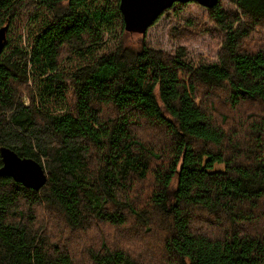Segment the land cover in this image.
I'll return each mask as SVG.
<instances>
[{
    "label": "trees",
    "instance_id": "obj_1",
    "mask_svg": "<svg viewBox=\"0 0 264 264\" xmlns=\"http://www.w3.org/2000/svg\"><path fill=\"white\" fill-rule=\"evenodd\" d=\"M109 2L0 0V150L37 160L48 175L39 191L0 176V264H74L54 238L63 230L50 235L37 222L38 207L83 233L98 223L115 228L135 218L148 227L161 219L170 224L165 264H264V46L242 51L264 21V0H230L241 14L220 1L207 8L226 35L218 62L201 66L186 62L184 50L165 56L144 44L102 52L110 25L123 18L120 3ZM33 19L30 49L22 40ZM122 32L135 34L125 25ZM205 88L223 90L221 107L235 112L199 103ZM143 123L167 132L166 155L137 136ZM150 174L139 212L135 180ZM197 209L224 221L220 237L193 230ZM87 250L90 264H154L104 237Z\"/></svg>",
    "mask_w": 264,
    "mask_h": 264
},
{
    "label": "rangeland",
    "instance_id": "obj_2",
    "mask_svg": "<svg viewBox=\"0 0 264 264\" xmlns=\"http://www.w3.org/2000/svg\"><path fill=\"white\" fill-rule=\"evenodd\" d=\"M103 0H90V5L93 6ZM110 4H119L120 0H109ZM221 7L228 13L241 12L237 9L236 5L232 4L230 0H220ZM33 15L31 12L30 17ZM49 16L47 12L41 14L42 17ZM242 21L247 23L246 18ZM28 21L26 20L25 24ZM38 21L33 19V22L28 24V27L23 32L22 44L28 46L30 49L35 40L36 25ZM124 28L123 18H119L112 22L110 25L111 33L106 35L108 39L107 45L102 49L104 53H112L118 46L119 42L125 46L140 47L144 44L146 47L160 52L165 56H176L185 52L184 60L194 66H201L205 64H212L218 62V58L222 52V46L226 33L222 31L214 21L212 13L207 7L202 6L196 2H190L186 4L176 3L173 7L163 12V14L155 21V23L144 34L135 33L133 35H123ZM111 36V38H110ZM264 46V21L257 22L250 32L247 39L242 42L243 52H255ZM6 51V46L3 53ZM72 64H75L73 62ZM65 66H71L66 63ZM199 97V103L207 105L209 101H213L219 110L222 112H231L227 107H221L222 101L225 102L226 93L223 90L215 89H202ZM209 91H212L209 93ZM211 94L209 98H206V93ZM26 102L27 99H26ZM221 102V103H220ZM219 103V105L217 104ZM248 104V103H247ZM107 114H112L109 108H106ZM215 121L218 125L222 124V119L215 113ZM233 122L227 121V127H231ZM142 126L136 127L135 132L137 136L145 143H149L155 147L157 145V152L159 154L166 155L165 146H170L171 138L167 136V132L153 126L148 123L141 124ZM164 157V156H163ZM158 161L153 162V167L158 165ZM161 163V161H159ZM164 163H168V160L164 158ZM44 168L45 165L43 164ZM154 180L150 174L145 180H135V186L133 187V193L131 198L136 203L138 211L145 208V202L149 196L148 190L153 188ZM138 198L136 202V198ZM55 211H50L45 207L36 208L37 222L42 223L45 221V227L43 230L51 229L60 232L63 230L61 237L54 236L61 246L68 248L71 253L74 264H90L88 258H90L87 248L94 244L98 238H105L111 245L115 247H121L128 253L133 254L137 260L144 262V260H152L154 264H165L167 256L163 251V242L168 237L170 224H164L161 219H155L150 226H145L141 221L135 222L136 219L129 218L128 223L121 227H112L109 225L93 224L87 232L72 231L67 229L68 227L62 224L61 219L54 216ZM194 217H192V228L196 233L207 235L210 237L221 236V226H227L224 221H221L216 216H211L203 210H194ZM256 213V212H255ZM257 215V213H256ZM258 216V215H257ZM41 218V219H40ZM220 220V222H219ZM222 222V223H221ZM248 232L256 233L260 232L259 226L247 225ZM146 228H151L146 231Z\"/></svg>",
    "mask_w": 264,
    "mask_h": 264
},
{
    "label": "water",
    "instance_id": "obj_3",
    "mask_svg": "<svg viewBox=\"0 0 264 264\" xmlns=\"http://www.w3.org/2000/svg\"><path fill=\"white\" fill-rule=\"evenodd\" d=\"M220 0H120L119 8L125 29L131 33L144 34L155 21L176 3L196 2L213 8ZM5 32L0 31V53L4 49ZM3 165L0 176H8L25 187L39 191L48 182L44 166L37 160L21 157L16 151L2 147L0 150Z\"/></svg>",
    "mask_w": 264,
    "mask_h": 264
}]
</instances>
